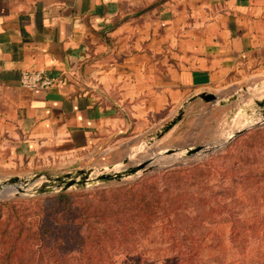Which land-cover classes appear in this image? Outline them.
<instances>
[{"label": "crops", "instance_id": "0c3cea01", "mask_svg": "<svg viewBox=\"0 0 264 264\" xmlns=\"http://www.w3.org/2000/svg\"><path fill=\"white\" fill-rule=\"evenodd\" d=\"M260 77L264 0H0V172L82 167L131 118Z\"/></svg>", "mask_w": 264, "mask_h": 264}, {"label": "rangeland", "instance_id": "374dc122", "mask_svg": "<svg viewBox=\"0 0 264 264\" xmlns=\"http://www.w3.org/2000/svg\"><path fill=\"white\" fill-rule=\"evenodd\" d=\"M214 95V99L186 97L146 119L131 118L129 126L110 137L109 148L97 150L82 167L79 163L71 168L35 164L16 173L0 172V183L12 177L31 179L24 193L0 201L57 194H34L33 189L65 173L89 171L95 176L154 160L146 164L151 165L148 171L120 181L60 191L83 193L153 175L156 190L167 204L173 205L179 197L182 213L171 212L169 217L184 221L174 234L170 233L173 223L166 224V230L155 224L134 248L120 246L110 251L107 264H264V104L258 103L264 101V77ZM178 113L179 119L163 131ZM242 128L241 134L222 144ZM195 146L203 150L184 156L187 148ZM167 149L177 152L169 156ZM174 169L187 172L161 176ZM188 219L196 220V225L185 232Z\"/></svg>", "mask_w": 264, "mask_h": 264}, {"label": "trees", "instance_id": "16d2710c", "mask_svg": "<svg viewBox=\"0 0 264 264\" xmlns=\"http://www.w3.org/2000/svg\"><path fill=\"white\" fill-rule=\"evenodd\" d=\"M183 172L187 170L174 169L161 176ZM154 179L152 175L83 193L0 201V264H107L110 251L134 248L155 224L166 230L165 225L173 223L174 234L184 220L169 215L182 213L180 199L167 204ZM188 220L185 232L196 225V220Z\"/></svg>", "mask_w": 264, "mask_h": 264}, {"label": "water", "instance_id": "95a60500", "mask_svg": "<svg viewBox=\"0 0 264 264\" xmlns=\"http://www.w3.org/2000/svg\"><path fill=\"white\" fill-rule=\"evenodd\" d=\"M199 96L204 97L205 99H214L216 96L212 93H203ZM196 96H192L194 98ZM260 105L264 104V101L258 102ZM180 112V111H179ZM180 117V113L172 119L170 122H168L164 127L163 131L167 130L172 124H174ZM245 128L239 129L235 131L226 141H224L222 144L227 143L232 138L238 136L241 134ZM200 150H203V146H195L191 148H187L184 156H188L191 154H194ZM177 152V149H167L165 150L166 155H173ZM154 160L151 161H143L139 164H132L125 166L119 170H111L109 172L100 173L95 176H90L89 171H81L80 174L74 175L71 173H65L62 175L55 176L53 178H49L48 181L45 183L34 187L33 193L34 194H42L47 192H60V191H66L72 187H86L88 185H94L98 183H106L111 181H120L122 178L126 176H134L138 172H146L151 168V165L146 167V164L152 163ZM127 162V159L123 160V164ZM31 179H24L21 180L18 177H12L7 182L0 183V199L9 198L14 194H21L25 192L24 186H26ZM8 183V185H7ZM14 184L15 186L9 185Z\"/></svg>", "mask_w": 264, "mask_h": 264}, {"label": "built area", "instance_id": "2783aa9c", "mask_svg": "<svg viewBox=\"0 0 264 264\" xmlns=\"http://www.w3.org/2000/svg\"><path fill=\"white\" fill-rule=\"evenodd\" d=\"M62 80L51 77L43 71H23L20 76V84L27 88H49L56 87Z\"/></svg>", "mask_w": 264, "mask_h": 264}, {"label": "bare ground", "instance_id": "6f19581e", "mask_svg": "<svg viewBox=\"0 0 264 264\" xmlns=\"http://www.w3.org/2000/svg\"><path fill=\"white\" fill-rule=\"evenodd\" d=\"M208 150V149H207Z\"/></svg>", "mask_w": 264, "mask_h": 264}]
</instances>
